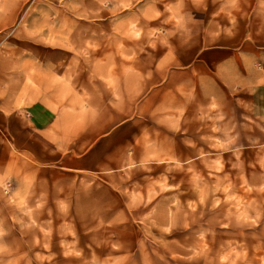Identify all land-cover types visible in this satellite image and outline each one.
Returning <instances> with one entry per match:
<instances>
[{"label":"rangeland","instance_id":"374dc122","mask_svg":"<svg viewBox=\"0 0 264 264\" xmlns=\"http://www.w3.org/2000/svg\"><path fill=\"white\" fill-rule=\"evenodd\" d=\"M192 9L264 75V0H0V264H264V86L182 76Z\"/></svg>","mask_w":264,"mask_h":264},{"label":"crops","instance_id":"0c3cea01","mask_svg":"<svg viewBox=\"0 0 264 264\" xmlns=\"http://www.w3.org/2000/svg\"><path fill=\"white\" fill-rule=\"evenodd\" d=\"M214 31V24L209 22V20L207 22V13L192 9L182 14L177 41L174 43L175 62L181 69L182 76L187 77L193 72L202 70L220 72L226 66L231 68L234 75L241 74L240 69L244 70V75H242L244 85L247 82V86L253 85L255 88L264 86V75L254 70L248 72L249 63L244 60L241 61L238 55L234 53V49L231 48L232 52H230V47L219 44L217 42L218 34L215 33V36ZM239 54L243 59L242 53ZM248 60L251 63L249 57ZM251 89L249 88V91ZM252 102H254V95ZM4 115L9 117L11 114L4 113ZM28 115L29 118L27 120L25 117L23 118L24 115H18L25 123V126L29 128V132H27L28 138L33 135L38 136V139H34V141L46 148L51 142L48 140V134L51 132L52 125L56 119L54 113L35 108L30 110ZM53 160L56 159L54 158ZM83 160L84 157L81 156L71 159V164L65 168L83 171L85 169ZM35 161H42V153H36Z\"/></svg>","mask_w":264,"mask_h":264}]
</instances>
